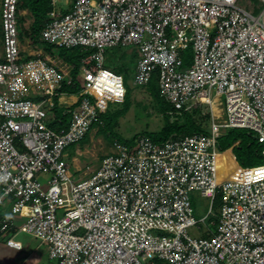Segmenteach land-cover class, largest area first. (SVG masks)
Instances as JSON below:
<instances>
[{"label": "built area", "instance_id": "2783aa9c", "mask_svg": "<svg viewBox=\"0 0 264 264\" xmlns=\"http://www.w3.org/2000/svg\"><path fill=\"white\" fill-rule=\"evenodd\" d=\"M256 1L51 0L42 39L91 52L80 63L67 125L52 128L55 99L66 107L61 98L71 96L60 93L70 67L48 55L24 61L19 0H0V206L9 208L0 240L21 252L14 237L30 234L47 244L51 264H264V179L252 178L264 164L238 165L221 178L224 152L216 148L226 129L249 130L264 143V0ZM119 46L139 53L136 86L156 75L159 95L173 107L170 122L207 107L208 134L161 143L140 136L131 147L115 141L96 166L72 158V168L65 149L84 139L107 102L124 99L123 77L105 68L106 51ZM188 48L193 62L182 69ZM116 85L121 98L105 97L101 107L97 95ZM215 99L221 119L213 116ZM194 193L210 205L198 220ZM216 201L209 222L216 232L190 236Z\"/></svg>", "mask_w": 264, "mask_h": 264}, {"label": "rangeland", "instance_id": "374dc122", "mask_svg": "<svg viewBox=\"0 0 264 264\" xmlns=\"http://www.w3.org/2000/svg\"><path fill=\"white\" fill-rule=\"evenodd\" d=\"M249 2L251 5H256V0H242L243 5L248 6ZM62 5V4H60ZM258 12V10H257ZM27 11H21L20 16L24 19V29H28L29 16ZM20 31V30H19ZM22 32V31H21ZM24 40V39H23ZM25 41V40H24ZM22 41V51L27 54L30 52L25 46V42ZM26 47V48H25ZM34 50V49H32ZM76 51H79L76 49ZM44 54L43 51H39ZM2 47L0 43V59L2 56ZM91 52L84 51L83 53L76 52L74 55H80L82 58L87 57ZM36 54V52L32 53ZM46 55V54H45ZM49 56V55H48ZM139 57V53L132 46L128 47H116L109 49L105 53V68L109 71H112L116 74H119L123 77L124 86L126 88L127 94L129 95L128 99V109L122 103H111L107 102L106 112L89 129L84 139L77 143L70 145L65 149L67 154V161L70 163L73 168L72 158L76 157L80 167L85 166H96L103 157L108 155L111 152V146L113 141L121 140L129 144L135 143V140L140 136H146L152 139H156L157 134L161 131V128L165 127L167 124H170L168 120V112L173 111V107L158 93V81L153 77L150 84L144 87H138L133 83L134 72L136 61ZM60 69L67 68L64 62H61L58 59H49ZM183 66L182 69L191 66L193 62V53L190 48L186 49L182 53ZM64 69V70H65ZM112 83L117 84L118 81L110 79ZM117 89L102 91L98 94L99 105L103 107L105 97L119 100L122 95L116 94ZM71 99L66 98L62 100V104H67ZM217 107V112L215 118H222L221 107L219 106L218 100L215 102ZM186 114L191 115L195 122L201 125V128L205 129L208 132L211 116L209 109L207 107H197L193 108L190 112ZM117 115H120L117 118ZM113 121L115 128L108 127L109 121ZM186 117L183 116L179 118L178 122L181 125L186 124ZM180 125V124H178ZM55 128V127H52ZM229 130V129H226ZM224 130V132L226 131ZM255 135V134H254ZM153 137V138H152ZM264 147V146H263ZM76 150L80 151V155L77 156L75 153ZM231 150V149H230ZM232 153V152H231ZM233 155V154H232ZM264 163V162H263ZM221 168L222 176L225 178V173L230 175L235 169V164L230 155L225 156L222 160V163H219ZM255 164L254 166H258ZM263 165V164H261ZM232 175V174H231ZM233 176H236L235 173ZM192 207L194 210V218L196 220L204 217L209 211V200L202 199L198 194H191ZM217 204L212 207V215L209 216L207 224L205 226L200 225V229L191 228L188 230V233L192 237L205 236L208 230L216 232L217 224L211 225L209 222L216 221L214 215L218 214ZM1 217H7L9 214V208L2 209L0 206ZM8 212V213H7ZM16 223L20 224L24 220L16 218ZM14 240L19 242L22 246V251L16 253L15 255H10L7 251L0 246V264H51L52 261L49 259L48 247L47 244L35 239L30 234L18 233ZM3 242L0 240V243ZM6 259V260H5Z\"/></svg>", "mask_w": 264, "mask_h": 264}, {"label": "trees", "instance_id": "16d2710c", "mask_svg": "<svg viewBox=\"0 0 264 264\" xmlns=\"http://www.w3.org/2000/svg\"><path fill=\"white\" fill-rule=\"evenodd\" d=\"M51 8V0H19L18 11H27V15L29 16L30 20L28 27H26L28 29H24L25 18L19 16L18 29L20 30V41L22 42L25 40V44H27L30 48L38 49L44 52V55L39 54L35 56H29L25 55L23 52H21V55L23 56L24 61H28L33 58L44 59V56L46 54L51 56L52 58H57L68 65L70 67L71 82L69 85L63 83L60 93L75 96L80 91V81L78 73L80 63L83 58L80 55H74V53H83L84 51L80 48H58L52 44L45 42L42 39L41 33L49 21L48 14L51 11ZM76 49H78L79 51H76ZM153 77L157 79L156 75H154ZM152 79L150 80L149 84L151 83ZM128 99L129 95L126 91L124 99L121 102L126 106V109H128ZM62 100H66V98H61V102ZM75 107V105L70 107H59L57 105V99H55V106L52 109V115L54 118L53 122L50 124V127H65L67 125V122L69 121L70 114ZM105 112L106 109L104 112L99 113L98 119L100 118V116L105 114ZM186 113L187 112H182L181 116H176V120L161 128V131L157 134V137L154 141L157 143H161L166 142L170 139H176L178 137L191 136L195 134H208L205 129L201 128V125L199 123L195 122L191 115ZM119 116L120 115H117V118ZM167 116L168 120L170 121V117L168 114ZM183 116L186 117V124L181 125V123H176L178 122L179 118ZM107 125L109 128L116 127L114 126L112 120L111 122L109 121ZM115 141L125 144L128 147H131L134 144H129L121 140ZM263 146L264 143H259L256 135H254L253 132L245 129H229L225 132H221L220 135L216 138L217 150L219 152H226L231 149L236 162L242 168L257 167L254 165L259 164L258 166H261V164H264V157L262 156V151L264 149ZM215 204H217L218 206L219 202L216 201L214 205Z\"/></svg>", "mask_w": 264, "mask_h": 264}, {"label": "crops", "instance_id": "0c3cea01", "mask_svg": "<svg viewBox=\"0 0 264 264\" xmlns=\"http://www.w3.org/2000/svg\"><path fill=\"white\" fill-rule=\"evenodd\" d=\"M25 46L28 48V49H30L31 51H33L32 53H34V52H36V53H38L40 50H38V49H34V50H32V48H30L27 44H25ZM25 47V48H26ZM25 53V52H24ZM31 52H30V55H34V54H32ZM64 98H69V99H71L69 102H67V104H63V106H66V107H68V106H71L74 102H75V100H76V96H66V97H64ZM80 153V151L79 150H76L75 151V153ZM81 154V153H80ZM231 156H232V159H233V162H234V164H235V169L237 168V166H238V163L236 162V160H235V158H234V156L231 154ZM73 159H75V164H79V162H78V160H77V158L75 157V158H73ZM0 246L2 247V248H4L6 251H7V253H9L10 255H15L16 253H18L17 251H15V250H13V249H10V248H8L3 242H1L0 243ZM6 260V259H5ZM5 264V263H4Z\"/></svg>", "mask_w": 264, "mask_h": 264}, {"label": "clouds", "instance_id": "9594fccd", "mask_svg": "<svg viewBox=\"0 0 264 264\" xmlns=\"http://www.w3.org/2000/svg\"><path fill=\"white\" fill-rule=\"evenodd\" d=\"M102 76H105V77H107V76H109L110 74L109 73H107V72H104V73H102L101 74ZM116 89H117V91H116V94L119 96V95H122V92H123V89H122V86H120V85H116ZM228 151H230V150H228ZM227 152V151H226ZM230 153H231V151H230ZM232 154V153H231ZM255 171V176L254 177H252L253 179H264V168H259V169H256V170H254Z\"/></svg>", "mask_w": 264, "mask_h": 264}, {"label": "bare ground", "instance_id": "6f19581e", "mask_svg": "<svg viewBox=\"0 0 264 264\" xmlns=\"http://www.w3.org/2000/svg\"><path fill=\"white\" fill-rule=\"evenodd\" d=\"M97 97H99L98 95H97ZM217 101V99H215L214 101H213V103H212V112H213V116L215 117V114H216V112L218 111L217 110V107H216V104H215V102ZM221 114H222V111H221ZM222 116H223V114H222ZM228 155H230L231 156V153H230V151H227V152H224L220 157H219V163H222V160L224 159V157L225 156H228ZM232 157V156H231ZM219 174H220V177L222 176V173H221V168H220V166H219ZM225 178L228 176V174L227 173H225Z\"/></svg>", "mask_w": 264, "mask_h": 264}, {"label": "water", "instance_id": "95a60500", "mask_svg": "<svg viewBox=\"0 0 264 264\" xmlns=\"http://www.w3.org/2000/svg\"><path fill=\"white\" fill-rule=\"evenodd\" d=\"M231 151V150H230Z\"/></svg>", "mask_w": 264, "mask_h": 264}]
</instances>
